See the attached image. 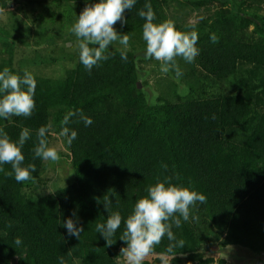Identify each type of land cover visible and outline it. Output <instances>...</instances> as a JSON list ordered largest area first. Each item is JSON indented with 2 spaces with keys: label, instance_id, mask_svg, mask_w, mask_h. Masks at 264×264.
Masks as SVG:
<instances>
[{
  "label": "trees",
  "instance_id": "obj_1",
  "mask_svg": "<svg viewBox=\"0 0 264 264\" xmlns=\"http://www.w3.org/2000/svg\"><path fill=\"white\" fill-rule=\"evenodd\" d=\"M50 1L60 7L86 6V0ZM187 1L206 8L194 23L199 54L192 63L177 58L182 75L170 71L163 76L159 83L165 89L153 104L143 89H137V51L146 48L145 20L138 12L151 3L155 22L172 20L178 30L190 31L187 22H179L183 0H137L125 11L127 23L117 22V28L130 38L126 61L119 51L112 55L110 48V58L89 71L77 48L75 65L64 77L30 71L37 81L33 114L0 118V128L13 141H18L21 126L31 130L22 148V166L36 165L34 179L22 183L0 172V264H59L61 256L67 264H124L119 256L125 246L119 239L123 222L111 246L96 231L108 216L103 197L110 196L112 211L126 219L136 200L147 195L146 189L166 177L207 197L206 203L190 209L187 222L173 226L185 246L175 249L171 264H236L241 253H226L229 246L247 249L249 256L264 255V0H222L219 6L208 0ZM10 3L0 0V12ZM0 34L14 39L15 45H29L25 38H11L4 26ZM212 34L217 43L211 41ZM10 43L1 47L0 71L8 67L23 76L28 69L15 66ZM81 110L91 118L90 126L79 120ZM74 112L68 124L77 132L68 144L73 183L54 192L29 194L44 166L34 156L37 129L56 127ZM48 140L50 145L51 130ZM2 167L12 170L11 165ZM69 217L83 225L80 239L62 226ZM16 237L22 240L18 248L13 246ZM168 243L165 237L144 264H160L158 256ZM215 246L217 258L211 255Z\"/></svg>",
  "mask_w": 264,
  "mask_h": 264
},
{
  "label": "clouds",
  "instance_id": "obj_2",
  "mask_svg": "<svg viewBox=\"0 0 264 264\" xmlns=\"http://www.w3.org/2000/svg\"><path fill=\"white\" fill-rule=\"evenodd\" d=\"M136 2L137 0H97L95 3H89L86 0V6L70 31L77 38L79 60L87 70L91 71L101 61L109 59L106 53L110 48L114 49L112 55L119 51L121 59L127 60L130 38L127 33L118 32L114 25L117 22L122 25L127 23L125 11L131 10ZM138 15L145 20L142 26V38L146 42V57L160 63L162 74L174 71L177 77L181 76L182 71L177 58L192 63L199 54L197 47L199 37L195 24L189 21L186 27L191 30L182 31L176 28L172 20L157 23L151 3H145ZM210 39L213 43L218 42L215 34H212ZM117 43L120 48H115ZM36 87L37 81L33 73L28 70L24 71L23 76L12 72L8 67L0 71V118L30 117L36 107L34 99ZM76 114L70 113L61 121L59 135L67 138L69 145L77 138L76 130L68 127L71 116ZM79 120L83 121L85 126H90L92 123L91 118L84 115L82 110L79 112ZM50 130L51 125L37 129L34 156L43 161L58 163L61 156L56 147L49 145ZM30 137L31 130L28 127L21 126L18 141H13L8 133L0 128V172L10 177L14 175L17 183L34 179L31 173L36 171V165L22 166L25 160L22 148ZM3 165H11L12 170L6 171ZM163 167L167 166L163 165ZM146 192L147 195L136 200L126 219L122 218L119 211H112V198L105 195L103 203L108 216L105 223L96 225V231L104 237L106 246H111L115 243L113 237L123 222L124 229L119 239L125 242V246L121 247L119 256L123 257L124 264H144L152 255L154 248L167 237L169 243L166 251L161 253L158 259L160 264H171L177 255L175 249L185 246L183 239H177L173 226L179 228L182 220L187 222L190 218V209L197 203H206L207 197L189 187L171 183V177H166L164 180L157 179V182L150 185ZM75 215L74 212L73 216ZM62 226L66 228L69 236L78 239L84 231L83 225L78 226L77 220L72 217L63 221ZM21 244V238L16 237L13 246L18 248ZM68 254L71 255V252L69 251ZM58 260L59 264H67L63 256Z\"/></svg>",
  "mask_w": 264,
  "mask_h": 264
},
{
  "label": "rangeland",
  "instance_id": "obj_3",
  "mask_svg": "<svg viewBox=\"0 0 264 264\" xmlns=\"http://www.w3.org/2000/svg\"><path fill=\"white\" fill-rule=\"evenodd\" d=\"M201 1V0H200ZM205 1V0H204ZM211 5L219 6L222 0H208ZM183 5L179 6V22L185 24L189 21L196 23L201 15L206 11L201 10L187 0H183ZM71 9V10H70ZM84 9L75 5L73 8L58 6L50 0H11L8 9L0 12V26H4L11 32V38H25L29 45L18 42L14 39L5 38L0 34V50L4 43L11 42L15 49V66L24 65L29 71L40 76L47 75L55 78L64 77L66 71L72 68L76 62L77 39L70 29L78 19V15ZM177 11V12H178ZM114 25L116 30L122 31ZM37 43V44H34ZM69 46L66 48L65 46ZM65 57L66 61L61 60ZM137 66L141 76V88L143 89L149 103H155L158 94H162L164 85L159 80L166 74L160 72V63L152 58L146 57V48L137 51ZM58 59V60H57ZM172 80V77H169ZM61 124L52 126V140L50 146L57 148L61 159L58 163L44 161L43 171L32 188L28 189L29 194L41 195L54 192L73 183L75 178L74 169L71 165L70 150L67 138L59 135ZM215 253H211L215 258L219 257V248H211ZM239 250L241 258H236V264H264V255L249 253L247 249L237 246L226 247L225 252ZM234 256V252L231 253ZM243 256V258H242ZM259 256V258H258ZM153 254L147 259H152ZM231 259L230 256H228ZM247 257V258H244ZM123 261V257L121 256Z\"/></svg>",
  "mask_w": 264,
  "mask_h": 264
},
{
  "label": "water",
  "instance_id": "obj_4",
  "mask_svg": "<svg viewBox=\"0 0 264 264\" xmlns=\"http://www.w3.org/2000/svg\"><path fill=\"white\" fill-rule=\"evenodd\" d=\"M141 88V82H137V89Z\"/></svg>",
  "mask_w": 264,
  "mask_h": 264
}]
</instances>
